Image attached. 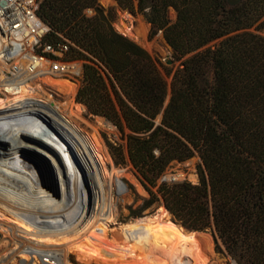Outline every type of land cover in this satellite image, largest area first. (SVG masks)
Masks as SVG:
<instances>
[{
  "label": "trees",
  "instance_id": "obj_1",
  "mask_svg": "<svg viewBox=\"0 0 264 264\" xmlns=\"http://www.w3.org/2000/svg\"><path fill=\"white\" fill-rule=\"evenodd\" d=\"M38 1L44 41L70 42L66 59L83 62L76 102L126 136L150 195L141 210L162 203L181 227L210 232L228 264H264V0H115L151 39L163 34L175 70L118 32L99 0ZM107 146L124 163L122 146ZM194 157L197 183L158 185Z\"/></svg>",
  "mask_w": 264,
  "mask_h": 264
},
{
  "label": "bare ground",
  "instance_id": "obj_2",
  "mask_svg": "<svg viewBox=\"0 0 264 264\" xmlns=\"http://www.w3.org/2000/svg\"><path fill=\"white\" fill-rule=\"evenodd\" d=\"M134 37L145 45L146 28L137 29ZM146 47L150 49L151 45ZM45 83L65 95L62 107L39 97V85L24 88L17 93L19 96L10 99L8 96L7 101L0 100V210L13 218L8 224L0 212V232L17 246L11 253L2 255L0 264H15L14 258L21 253L23 259L37 258L51 253V247L64 244L67 246L56 249V261L46 263L70 264V245L82 247L77 245L88 242L104 225L113 223L116 202L120 199L116 195L124 200L128 195L115 167L108 170V164L113 162L98 128L89 124L93 132L82 135L78 121H86L81 118L84 107L73 100L76 85L49 78ZM7 93L10 94V88ZM8 103L10 106H4ZM63 109L68 113L64 114ZM98 123L111 127L103 119H98ZM23 128L39 130L42 138H35L38 142L24 139L20 132ZM46 159L51 172L57 176L58 189L43 183L37 174L40 160ZM163 216L166 220L159 226H154L156 218L150 217L127 225L121 230L122 239L118 242L124 243L132 236L157 241L158 232L168 240L184 238L183 227L168 220L171 215L166 208ZM130 229H134L133 234ZM199 242L212 250L210 236L190 233V241L177 252L180 264L189 261V252ZM126 253V264H132L133 251L127 249Z\"/></svg>",
  "mask_w": 264,
  "mask_h": 264
},
{
  "label": "rangeland",
  "instance_id": "obj_3",
  "mask_svg": "<svg viewBox=\"0 0 264 264\" xmlns=\"http://www.w3.org/2000/svg\"><path fill=\"white\" fill-rule=\"evenodd\" d=\"M100 4L107 10L112 11L115 15L114 27L115 29L130 37L138 44H140L139 39L134 37L136 30L146 28L147 30V42L145 45L140 44L143 48H145L154 58L159 60L162 64L167 65V61L174 60L172 49L166 43L163 34L159 33L154 38H150V30L151 25L146 21V19L142 15H133L129 13L127 10H123L119 7L118 3L115 0H99ZM89 15H92V12H88ZM169 17L171 21H175L176 14L174 11H170ZM126 33V34H125ZM134 37V38H133ZM138 40V41H137ZM150 44L151 48L148 49L146 45ZM83 63V62H82ZM180 65V62H174V70ZM172 67V66H168ZM163 72V71H162ZM168 85L170 87L172 75L168 77L165 72H163ZM52 80H64L69 81L76 85L77 90L74 96V103L84 107V111L81 114V118L86 122H80V126L82 131V135L90 134L93 132V129L89 124L98 128V133L103 139L104 143L107 146V142L112 143L115 146H122L124 149L125 160L124 163L117 165L116 161L112 157L110 150L107 146L108 153L112 159V165L108 164V170H112V166L118 172V175L121 177L122 183L126 186L128 191V195L125 197V200L119 195H116L118 201L116 202V210H115V221L113 223H109L106 226H103V230L99 232V234L95 235L93 238H90L88 242L82 243L76 247V245H70L71 249L68 252V259L70 264H126V259L128 253H126L127 249L133 251V254L130 257L132 264H180V253L178 251L182 250L190 241V233H185L184 238H174L172 240L165 239L161 234L162 232L157 233V241H150L148 239H139L137 236H132L131 238H127L124 243L118 242L122 239L121 230L125 228L129 224H135L139 220L150 218H156L154 221V226H159L162 220H166L163 216V211L165 207L162 203H156L150 208L146 210H141V207L144 205V201L150 198L149 193L144 188L141 182V176L134 168L132 163L130 162L128 151H127V139L123 134L119 131V129L110 121L105 118L92 116L88 113L86 107L82 104L76 102V95L81 86V79H77L76 81L68 80V79H52ZM54 93L47 91V89H38L37 94L39 97L44 99L45 101L58 104V106L62 107V103L64 102L65 95L55 89L53 86H50ZM14 98L16 96H11L9 93L5 94L0 92V100L7 101V98ZM53 100V101H52ZM6 107L10 106V104L4 105ZM1 107V104H0ZM64 114H67V109H63ZM2 110H0V113ZM98 119H103L104 122L110 123L111 127L101 125L98 123ZM22 137L26 140H31L34 142H38L37 139L42 138V134L39 130H31L27 128H23L20 131ZM130 131L126 128L125 134L128 135ZM34 138V139H33ZM35 138H37L35 140ZM199 157H194L193 159L184 162V163H173L171 168L158 180V185L162 182H179L188 180L193 183L198 182V176L196 174V166L199 163ZM41 168L37 169L39 173V178L43 181V183L49 184L54 188L59 187V181L57 176L51 172V168L49 166V161L40 160ZM49 172V173H48ZM58 181V182H57ZM58 189V188H57ZM154 192L157 191V187L152 188ZM124 200V202H123ZM120 202V203H119ZM2 217L6 221V223L12 222L13 218L10 214L0 210ZM161 215V216H160ZM168 220H172V217L169 216ZM160 221V222H159ZM174 222V221H173ZM13 225V224H12ZM109 228V229H108ZM132 234L134 229L129 230ZM1 233V232H0ZM208 236H210L212 240V250H208L202 246V242L195 244L194 249L189 252V261L186 264H228L229 259L225 258L221 254L216 252V243L213 235L210 232H206ZM2 234V233H1ZM137 237V238H136ZM188 239V240H187ZM29 241V240H28ZM178 241V242H177ZM64 243V242H63ZM86 244V245H85ZM128 244V245H127ZM167 244V245H166ZM175 244V245H174ZM166 245V247H161ZM67 244L62 246L51 247V253L46 255L37 256V258L30 257V259H23V253L16 255L14 260L15 264H48L49 262H55V253L56 249L60 250L63 247H66ZM74 246V247H73ZM17 246L14 241H11L10 238L2 235L0 240V261L2 255L4 253H8L13 251ZM69 247V246H68ZM176 247V248H175ZM118 248V249H117ZM161 248V249H160ZM209 251V253H208ZM54 252V253H53ZM192 252V253H191ZM92 253V255H91ZM126 253V254H125ZM162 253V254H161ZM173 254V255H172ZM204 254V255H203ZM34 256V255H31ZM195 256V258H194ZM211 256V257H210ZM193 257V258H192ZM173 258V259H172ZM180 260V261H179ZM232 262V261H231Z\"/></svg>",
  "mask_w": 264,
  "mask_h": 264
},
{
  "label": "built area",
  "instance_id": "obj_4",
  "mask_svg": "<svg viewBox=\"0 0 264 264\" xmlns=\"http://www.w3.org/2000/svg\"><path fill=\"white\" fill-rule=\"evenodd\" d=\"M39 6L38 0H0V92L7 94L10 88L16 96L39 85L54 93L45 79H82V61L66 59L72 44L44 41L50 28L40 18Z\"/></svg>",
  "mask_w": 264,
  "mask_h": 264
},
{
  "label": "water",
  "instance_id": "obj_5",
  "mask_svg": "<svg viewBox=\"0 0 264 264\" xmlns=\"http://www.w3.org/2000/svg\"><path fill=\"white\" fill-rule=\"evenodd\" d=\"M4 4V3H3ZM173 64H174V62H173V60H169V61H167V65L168 66H173ZM186 232H188V233H196L197 235H208L207 233H205V232H197V231H188V230H186L185 228H183ZM1 238H2V234L0 233V240H1ZM232 264H237L235 261H232Z\"/></svg>",
  "mask_w": 264,
  "mask_h": 264
}]
</instances>
